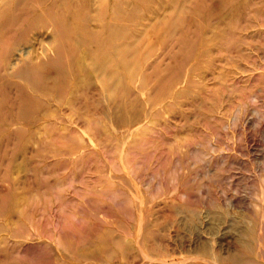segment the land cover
I'll return each instance as SVG.
<instances>
[{"label": "rangeland", "instance_id": "rangeland-1", "mask_svg": "<svg viewBox=\"0 0 264 264\" xmlns=\"http://www.w3.org/2000/svg\"><path fill=\"white\" fill-rule=\"evenodd\" d=\"M0 264H264V0H0Z\"/></svg>", "mask_w": 264, "mask_h": 264}]
</instances>
